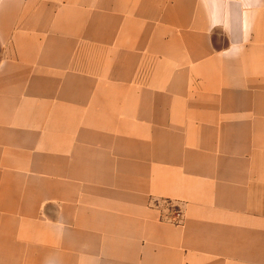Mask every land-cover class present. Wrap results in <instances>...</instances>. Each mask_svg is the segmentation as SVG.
Instances as JSON below:
<instances>
[{
  "label": "crops",
  "instance_id": "0c3cea01",
  "mask_svg": "<svg viewBox=\"0 0 264 264\" xmlns=\"http://www.w3.org/2000/svg\"><path fill=\"white\" fill-rule=\"evenodd\" d=\"M0 264H264V0H0Z\"/></svg>",
  "mask_w": 264,
  "mask_h": 264
},
{
  "label": "rangeland",
  "instance_id": "374dc122",
  "mask_svg": "<svg viewBox=\"0 0 264 264\" xmlns=\"http://www.w3.org/2000/svg\"><path fill=\"white\" fill-rule=\"evenodd\" d=\"M162 207L166 212H169L171 215H177L178 211L181 209L180 205L172 201H163L161 202Z\"/></svg>",
  "mask_w": 264,
  "mask_h": 264
},
{
  "label": "trees",
  "instance_id": "16d2710c",
  "mask_svg": "<svg viewBox=\"0 0 264 264\" xmlns=\"http://www.w3.org/2000/svg\"><path fill=\"white\" fill-rule=\"evenodd\" d=\"M180 214V216H179V219H181V212H180V210L178 211V215Z\"/></svg>",
  "mask_w": 264,
  "mask_h": 264
}]
</instances>
